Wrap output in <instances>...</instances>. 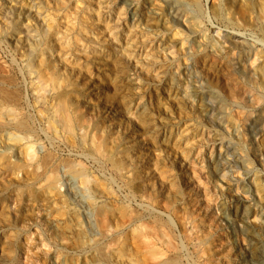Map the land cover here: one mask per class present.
Returning <instances> with one entry per match:
<instances>
[{
  "label": "rangeland",
  "instance_id": "374dc122",
  "mask_svg": "<svg viewBox=\"0 0 264 264\" xmlns=\"http://www.w3.org/2000/svg\"><path fill=\"white\" fill-rule=\"evenodd\" d=\"M260 72L264 0H0V264H264Z\"/></svg>",
  "mask_w": 264,
  "mask_h": 264
},
{
  "label": "bare ground",
  "instance_id": "6f19581e",
  "mask_svg": "<svg viewBox=\"0 0 264 264\" xmlns=\"http://www.w3.org/2000/svg\"><path fill=\"white\" fill-rule=\"evenodd\" d=\"M260 74H261L262 83L264 85V73L260 72ZM0 96L4 99V101L5 100L7 101V100H10L11 99V95L8 92L4 91V90H2L0 92ZM222 173H223V169L222 170L221 169L215 170V174H217L219 176H221ZM234 217L236 219V222H238L240 224H244V221H246L247 218H248L246 209H237L234 212ZM254 260H255L254 257H252V261H254Z\"/></svg>",
  "mask_w": 264,
  "mask_h": 264
}]
</instances>
